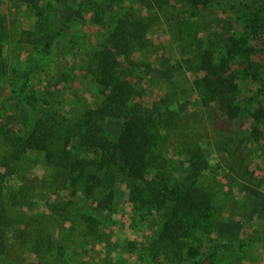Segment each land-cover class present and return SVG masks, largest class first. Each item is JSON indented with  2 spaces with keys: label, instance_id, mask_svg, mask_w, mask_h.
I'll return each instance as SVG.
<instances>
[{
  "label": "rangeland",
  "instance_id": "374dc122",
  "mask_svg": "<svg viewBox=\"0 0 264 264\" xmlns=\"http://www.w3.org/2000/svg\"><path fill=\"white\" fill-rule=\"evenodd\" d=\"M38 6L43 17L23 0H0L9 65L0 81V264H264V119L252 116L264 110V28L253 22L263 18L264 0H171L162 8L137 0H40ZM126 14L148 25L135 42V64H123L134 101L158 105L167 121L144 180L100 171L103 181L89 196L86 177L69 166L100 156L79 145L82 119L104 100L88 66ZM234 37L251 50L230 59L242 112L229 120L204 105L196 80L204 76L201 55L212 52L220 62ZM253 64L260 74L251 72ZM38 122L55 132L52 161L21 147ZM123 127V119L107 118L102 133L116 141ZM194 153L206 161L197 176ZM189 183L213 207L209 218L187 219L191 228L177 250L161 239L172 201L148 205L131 192L137 185L146 197L165 198L158 193L164 186Z\"/></svg>",
  "mask_w": 264,
  "mask_h": 264
},
{
  "label": "trees",
  "instance_id": "16d2710c",
  "mask_svg": "<svg viewBox=\"0 0 264 264\" xmlns=\"http://www.w3.org/2000/svg\"><path fill=\"white\" fill-rule=\"evenodd\" d=\"M23 1L34 7L39 16H44V7L42 10L38 6L40 0ZM137 1L142 4L148 2L158 8H162L171 2V0ZM47 5L51 7L50 3ZM46 8L48 9V7ZM262 19L263 23H259L258 20ZM99 20L101 19L99 18ZM253 22L264 28V16L263 18H255ZM147 27V24L136 25L133 18L127 14L118 18L108 38L95 51L88 66V70L102 86L104 100L98 107L89 109L82 119L79 145L82 148L99 152L100 156L95 160L77 159L76 162L70 161L69 166L70 170L77 169L82 176L86 177L85 193L89 196L94 192L95 187L101 185L103 181L97 172H118L129 180L138 182L146 178L149 169L157 162L158 155L155 148L161 137L159 127L167 119L158 105L148 108L141 102L134 101L135 84L129 78V74L123 70L124 63L135 64L131 57L134 45L136 41L146 35ZM7 37L6 20L4 16L0 15V81L7 76L9 70L4 54V42ZM232 41L233 45L229 55L222 58L220 62L215 61L212 52H205L201 55L199 70L204 72V76L197 79L196 83L203 93L204 105L215 107L221 115L229 120H236L241 115L242 107L239 101V85L234 78L233 63L230 59L241 52L249 54L251 49L245 40L234 37ZM250 69L254 75L260 74L259 65L253 64ZM252 116L259 122L264 119V110L257 111ZM107 118L124 120L123 130L116 141L102 133L104 121ZM54 136L55 132L51 126L45 122H38L21 147L23 150L29 148L44 151L47 153V159L52 161L53 154L50 141ZM223 142V146L227 148V142ZM62 157L69 161L71 158L70 150L65 149ZM192 165L194 167L193 175L197 176L206 166V161L194 153ZM164 189V191L158 190V193L165 194V198H159L157 195L146 197L143 189L135 185L131 197L135 201L140 200V202H145L148 205H163L167 201V197L172 201V210L162 228L161 239L169 241L172 247L181 250L184 246L182 236L189 233L191 228L186 223L187 219L191 216L209 218L213 207L212 202L206 193L192 183L184 187L166 185ZM110 198H112V190ZM110 198L109 201H111ZM101 205L104 203L101 202ZM188 254L190 257H196L198 251L191 247Z\"/></svg>",
  "mask_w": 264,
  "mask_h": 264
}]
</instances>
